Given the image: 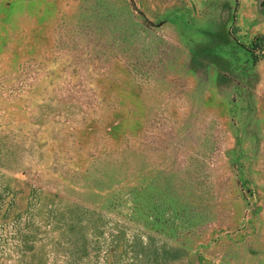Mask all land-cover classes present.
Here are the masks:
<instances>
[{
	"label": "rangeland",
	"instance_id": "1",
	"mask_svg": "<svg viewBox=\"0 0 264 264\" xmlns=\"http://www.w3.org/2000/svg\"><path fill=\"white\" fill-rule=\"evenodd\" d=\"M259 36L264 0H0V264H264Z\"/></svg>",
	"mask_w": 264,
	"mask_h": 264
},
{
	"label": "trees",
	"instance_id": "2",
	"mask_svg": "<svg viewBox=\"0 0 264 264\" xmlns=\"http://www.w3.org/2000/svg\"><path fill=\"white\" fill-rule=\"evenodd\" d=\"M264 41V36H259L256 38L253 47H252V52L258 51L260 47H262V42ZM255 59L257 60L258 58L255 56Z\"/></svg>",
	"mask_w": 264,
	"mask_h": 264
},
{
	"label": "crops",
	"instance_id": "3",
	"mask_svg": "<svg viewBox=\"0 0 264 264\" xmlns=\"http://www.w3.org/2000/svg\"><path fill=\"white\" fill-rule=\"evenodd\" d=\"M262 73V76L264 77V72H261ZM260 73V74H261ZM262 97L263 98H261V106H262V108H261V115H260V117H261V120H262V127H264V94L262 95Z\"/></svg>",
	"mask_w": 264,
	"mask_h": 264
}]
</instances>
